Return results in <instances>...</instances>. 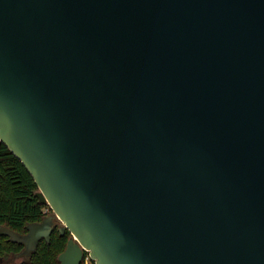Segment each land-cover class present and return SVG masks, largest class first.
<instances>
[{"label":"water","instance_id":"95a60500","mask_svg":"<svg viewBox=\"0 0 264 264\" xmlns=\"http://www.w3.org/2000/svg\"><path fill=\"white\" fill-rule=\"evenodd\" d=\"M0 142L59 264H264V0H0Z\"/></svg>","mask_w":264,"mask_h":264},{"label":"trees","instance_id":"16d2710c","mask_svg":"<svg viewBox=\"0 0 264 264\" xmlns=\"http://www.w3.org/2000/svg\"><path fill=\"white\" fill-rule=\"evenodd\" d=\"M38 188L23 164L0 142V226L20 234L26 233V225L41 222L50 209L36 196ZM70 233L55 230L49 241L41 240L34 252L20 264H59L58 255L65 249ZM23 245L11 242L0 235V258L18 255ZM84 253L81 264H85ZM88 264H95L89 259Z\"/></svg>","mask_w":264,"mask_h":264},{"label":"rangeland","instance_id":"374dc122","mask_svg":"<svg viewBox=\"0 0 264 264\" xmlns=\"http://www.w3.org/2000/svg\"><path fill=\"white\" fill-rule=\"evenodd\" d=\"M46 217H51L53 220V223L56 225V227L58 229L63 227V224L61 223V221H59L54 216V213L51 209L46 210V214H45L44 218H46ZM70 238H71V234H70ZM22 262H25V258L23 256H18V255H10V256H6L4 258H0V264H20Z\"/></svg>","mask_w":264,"mask_h":264},{"label":"flooded vegetation","instance_id":"af4514ba","mask_svg":"<svg viewBox=\"0 0 264 264\" xmlns=\"http://www.w3.org/2000/svg\"><path fill=\"white\" fill-rule=\"evenodd\" d=\"M55 230H59L57 227H56V225L53 223V225H52V230H51V234H52V232L53 231H55ZM50 234V235H51ZM18 256H22V255H20V254H18ZM25 261H26V258H25Z\"/></svg>","mask_w":264,"mask_h":264},{"label":"built area","instance_id":"2783aa9c","mask_svg":"<svg viewBox=\"0 0 264 264\" xmlns=\"http://www.w3.org/2000/svg\"><path fill=\"white\" fill-rule=\"evenodd\" d=\"M84 253H87V257H86V259H85V264H88V260L91 259V258L89 257L88 252H84Z\"/></svg>","mask_w":264,"mask_h":264}]
</instances>
